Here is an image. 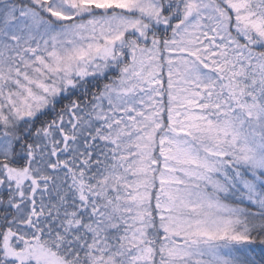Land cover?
<instances>
[{
	"label": "snow or ice",
	"instance_id": "1",
	"mask_svg": "<svg viewBox=\"0 0 264 264\" xmlns=\"http://www.w3.org/2000/svg\"><path fill=\"white\" fill-rule=\"evenodd\" d=\"M0 264H264V0H0Z\"/></svg>",
	"mask_w": 264,
	"mask_h": 264
}]
</instances>
